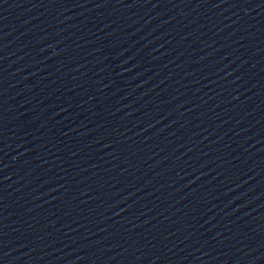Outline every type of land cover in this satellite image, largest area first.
<instances>
[{"label": "water", "instance_id": "obj_1", "mask_svg": "<svg viewBox=\"0 0 264 264\" xmlns=\"http://www.w3.org/2000/svg\"><path fill=\"white\" fill-rule=\"evenodd\" d=\"M0 264H264V0H0Z\"/></svg>", "mask_w": 264, "mask_h": 264}]
</instances>
